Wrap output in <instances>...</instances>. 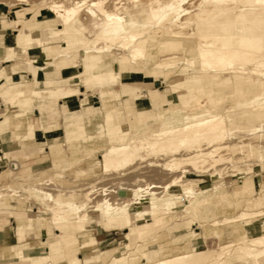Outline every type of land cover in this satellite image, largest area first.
<instances>
[{
    "label": "rangeland",
    "instance_id": "obj_1",
    "mask_svg": "<svg viewBox=\"0 0 264 264\" xmlns=\"http://www.w3.org/2000/svg\"><path fill=\"white\" fill-rule=\"evenodd\" d=\"M27 1L0 0V5L8 9L6 16L2 18L5 19L6 23L1 21L3 24L0 25V29L19 28V37L21 30L26 33H33L35 38L44 40L45 49L43 52L47 50L50 52L49 55L45 53V57L41 60L33 61L30 59L29 50L21 48V52H18L14 46L8 45L14 47L13 54H10L8 58L22 60L25 63V68L33 74V78L36 68L41 65L43 67L40 75L41 80H50L51 77L47 75L56 68L61 75L60 77H63L65 73L63 69L78 68L74 74H65L64 80L62 78L53 85L56 89L67 87L69 96L75 97V90H72V87L86 82L84 66L81 63L67 62L68 64H64L61 58L65 56L74 58L85 53L93 56L98 54L97 60L100 58L102 60L96 67V72L112 71L113 74L110 77L116 76V81L111 82L109 78H106L101 81L93 80L90 84L97 86L95 92H100L105 87L107 89L109 87L112 93L115 90L120 91L117 96L121 97V102H112L116 105L113 108L116 114L110 118L107 115V121L103 118V112L98 110L97 117L99 120H97L101 122L100 126H98L97 120L87 125L89 134L92 133L93 135L67 137V145H60L61 151L58 154L46 150L26 156L20 151V146L14 148L15 143L10 144V149H14L11 154H6L7 159H17L22 166L20 170L14 172L10 170L8 165L0 169V191L1 193L5 190L6 192L19 191L24 199L18 195L10 194L0 198V210L3 211H0V215L12 208L4 203L5 201L15 205L14 213L7 217L5 223L6 238L0 243L9 245L16 241L11 230L19 223H29L27 228L24 226L23 229L25 228L27 232L33 231L29 236L30 239L38 237L44 241L47 240V243L51 239L48 230L50 231L53 226L55 237L58 238V234L66 230L70 232L88 227L96 228L103 224L116 226L119 230L108 232V236L104 237L103 240L93 242L94 249L91 252L82 253L80 262L76 258L78 250L74 252L53 250L59 254H65L71 264H87L89 261H99L96 253L102 248H106L102 253L106 256L105 264H124L125 260H128L125 264H148L155 261L154 257L161 259L166 255L175 256L185 252L201 253L194 257L185 258L183 261L179 260L175 264H216L219 255L222 253L225 258H223L224 264H255L252 259H244L240 256L238 241L264 233V214L247 219L245 220L246 223L240 221L236 226H232L235 224H228L224 226L226 227L225 230H221L220 235L215 234V226L211 225V221L221 220L225 216H235L241 210L264 209V198L261 200L262 203H252L254 206L256 205V208L253 205L248 206V204L245 206V200L248 197L257 195V192L259 195H264V74L260 73L261 71L251 73V63L241 65L246 73L239 75L248 81L242 87L237 85V75L232 72V68L225 71H206L200 68L197 58H195V64H191L189 60L184 61L183 56L188 57V59L196 57V39L192 36L185 37L187 32L191 33L189 28H184V35L178 37L173 36L168 30L169 27L181 28V16L185 14L181 0H163V8L159 10L157 17L154 16L147 4L148 0H131V2L127 0L128 8L122 12L124 21H112L116 24V28L110 33L118 35L127 33L128 30L131 33H145L137 38L138 40L148 39L147 43H143L146 46L145 55L132 60L134 63L141 62L149 75L130 76L123 83L118 74L120 65L117 58L120 56V52L129 53L130 50H124L120 46V39H115L114 44L110 36L94 34L88 27L86 30L80 31L73 28L70 34L66 31L63 32V30L61 31L60 19L42 6L47 0L44 2H42L43 0ZM10 7L17 11L13 13ZM18 13L21 14L20 20L14 19ZM168 13L170 14L167 21L161 20V17ZM81 15L88 24L91 15L86 11V8H83ZM0 16L3 17V15ZM27 16H31L32 21L36 17L42 18L41 20H52L53 28L50 26L51 30L47 31L43 23L37 26L29 25L30 20L25 22ZM175 17L179 18L174 23ZM13 20L14 22L7 23ZM20 25L22 26L20 27ZM48 32L51 33L48 35ZM108 33L107 31L105 34L108 35ZM94 39L96 42L102 40L101 46L99 42L98 46L93 47L91 43H94ZM236 39L233 38L232 42L237 41ZM221 43L213 44L212 47L227 48ZM260 45L261 42L256 44L241 43L240 47L243 51L255 49L259 53L258 57L263 58L264 49L260 48ZM160 49L167 50L159 55ZM53 50L58 51L54 52ZM58 55L61 56L58 57ZM35 57L33 56V59L37 60ZM170 57H174V59L169 62ZM180 57L181 61H179ZM26 58L29 59V62ZM149 62L152 63L148 64ZM4 66L0 68V71L3 70ZM19 67L21 66L16 65L15 72L18 71ZM150 73H154L155 80L153 82H149ZM192 75H196L198 79L188 82ZM69 76L72 77L66 81L65 79ZM179 77H181V83L185 84V88L178 91V95H175L173 94L174 91L169 89L172 86V81ZM33 78L31 80L23 78L21 89H42L38 88L37 84L32 81ZM6 82L8 81L6 80ZM6 82L2 83L6 84ZM157 87L163 90L160 91V94L155 92ZM81 89L83 92L85 91L84 87ZM90 94H86L87 99H89ZM206 94L209 95V99L204 96ZM199 95L203 96L202 103L204 104L200 109L195 107V101L183 102L186 101L185 99L194 100ZM81 99H85V95ZM154 99L158 100L155 101ZM57 104L61 105L62 110H66V106H62L63 103L57 101ZM100 104L101 101L97 106ZM81 109L77 108L75 112L79 117L84 115L83 109ZM35 110L36 108L30 113H34ZM212 112L226 116L228 124V138L222 142L223 148L219 152L221 162L218 167L223 170L220 177L215 175L220 172L219 168H212L205 173L202 172L203 170L197 171L189 178L182 173L190 168L184 164L174 171H168L157 164L148 165L147 160L139 161L135 166H130L124 170L105 173L98 163L102 158V151L108 145L119 143V139L129 141L132 137L145 135L150 130H159L162 126L181 125L187 114L202 119L208 117ZM117 114L123 116L121 121L115 119ZM62 116L63 114L58 118L61 119ZM74 116L73 114L72 118ZM33 118L36 127H39L44 116L38 110L36 115L33 114ZM13 122L15 121L13 120ZM56 128L62 129V125L50 129ZM10 130L14 134L15 142L17 137L23 134L22 127L18 123H14L13 129ZM108 133L111 136L115 135V138H109ZM184 150L185 148H182V152H185ZM170 159L156 157L155 161L163 162L166 160L165 162H169ZM206 168H211V166H206ZM180 173L182 176L184 175L181 181L184 180L185 182H181V186H175L173 179ZM136 177L142 178L143 181L135 182ZM250 177L255 178L256 184L255 187L253 185L250 187V191H246V181ZM26 186L27 188H25ZM120 186H139L141 191L134 201L131 199L123 201L122 204H116L114 207L106 206L105 202L117 200V189ZM84 191H89L87 199H84ZM234 199L239 200L238 205H233ZM85 200H89V203L86 204ZM99 201L101 204L98 205ZM77 202L85 203L83 211V208H76ZM260 204L261 206H259ZM62 205L68 206L69 209L62 211ZM35 229L36 231H34ZM97 229H99L100 234L103 233L102 227ZM97 229L86 234L81 233L80 239L83 241L95 240L93 235L95 236ZM128 232H132L131 239L133 241L127 237ZM205 235L208 237L205 238ZM187 239L196 242L198 244L197 249L181 252L177 244H181ZM227 242L233 243L228 248L222 249L221 245ZM244 247L253 248L246 244ZM135 250L138 253H134ZM2 252L4 250L0 249V254ZM130 254H135V256H129ZM87 255L90 256L87 258Z\"/></svg>",
    "mask_w": 264,
    "mask_h": 264
},
{
    "label": "bare ground",
    "instance_id": "obj_2",
    "mask_svg": "<svg viewBox=\"0 0 264 264\" xmlns=\"http://www.w3.org/2000/svg\"><path fill=\"white\" fill-rule=\"evenodd\" d=\"M18 1L28 2L27 0H18ZM125 1H121V0H50L48 1L47 0L46 3L42 4V6H44L46 10H48L58 19H60L62 26L61 31L63 30V32L66 31L69 32L70 34L73 28L76 31H80V30H86L88 27L89 30L94 34L97 35L104 34L105 37L110 36L113 42L117 38L120 39L121 40L120 46H122L124 50H130L129 53L125 51L120 52L119 53L120 56L117 58V61L119 62L120 65V71L118 74L120 78L124 81L128 79L130 76L139 77L144 74L149 75L148 72H146L147 69H144L141 62L134 63L132 60L133 58L138 59V57L145 55L146 46L143 43H147L148 39H143V40L137 39L139 36L140 37L143 36L141 34H145V33L143 32L131 33L130 30H128L130 32L126 30L127 33H122L118 35H115L116 33L115 34H112V32L110 33L111 30L116 28V24L113 23L112 21H121V20H122L121 22L124 21L123 19L124 16L122 15V12L128 8L127 0ZM129 1L131 2V0ZM34 2L36 1L34 0ZM42 2H44V0ZM147 4L149 5L155 17L158 16L159 10L163 8V0H148ZM181 5H183V11H185V14L181 16V28L174 29V27H169L168 30L173 36L178 37L179 35L181 36L184 35L183 34L184 28L185 29L189 28V30H191V33L187 32L185 37L188 38L189 36H192L194 39H196V45H195V48L197 50L196 57L194 56V58L188 59V57L183 56L184 61L189 60L191 64H195L196 63L195 58H197L199 60L200 68L206 71L207 70L225 71L226 69L232 68L233 69L232 72L236 73L237 75L236 76L237 85L239 86H242L245 82H248L246 79L241 78V76L239 75L240 73H246V71L241 68V65L251 63L252 64L251 73H256L261 71L260 73L264 74V57L263 58L258 57L259 53H257L258 51L255 49L243 51L240 47L241 43L256 44L258 42H261V45L259 47L264 49V0H181ZM83 8H86V11L91 15V19L88 22V24L84 21V18L81 15ZM10 9L12 8L10 7ZM10 9L9 11L11 12ZM38 9L36 10V12L38 11ZM12 10L14 11L15 9ZM6 14L0 13V15H3V17L0 16V22L1 21L5 22L4 21L5 19L2 18H4ZM169 14L170 13L162 16L161 20L167 21ZM20 16L21 14L18 13L17 20L21 19ZM178 18L176 17L174 18V23L178 21ZM182 18H184V20H182ZM28 20H31V16H27L25 22H27ZM11 22H14V20L9 21L8 23ZM107 31L109 32L108 35L105 34ZM50 33L51 32H48V35ZM233 38H237L236 39L237 41H235L236 43L232 42ZM36 40L37 42H34ZM99 42L101 46L102 40ZM99 42H96V40L94 39V43L91 44L94 47V46H98ZM219 42H222L221 44L226 45L227 48L212 47L213 44ZM19 43L22 45V48L27 49V51L29 50L31 56V58L30 57L29 58L32 60H33V55L31 53L33 52V50L41 48V50L43 51L45 49V46H43L45 42L42 38L37 39L34 37L33 33H26L23 30H21L20 33ZM13 50L14 47L6 45L0 47V54L5 59L8 58L10 54H13L12 53ZM166 50L167 49H160L159 55L166 52ZM83 57L84 56L81 54L75 56L74 58H70V60H72L74 64H77L78 62L82 61ZM97 58L99 57H94L91 60L92 64L95 60H97ZM173 59L174 57H170L169 62L172 61ZM26 60L29 62V59L26 58ZM179 61H181V57ZM150 63L152 62H149L148 64ZM5 66H7V68L11 71L9 78V81L12 83L11 89L19 88L20 86H22L21 83L22 80L24 79H18V76H15V78L13 77L17 73L15 72V70L17 69L16 65L15 66L5 65ZM40 68L41 67L39 68L37 67L36 69H40ZM154 72L158 73L156 71ZM38 74L37 75L34 74V78H33V82L37 84L38 88H42L43 90H52L53 92L56 93L58 97L62 96L60 94V91L53 86L56 82L55 80L50 79L43 81L38 77ZM150 74H151L150 78L151 79L154 78V79L152 80L150 79L149 82H153V80H155V77L153 76L154 73H150ZM197 79L198 78L196 75H192V77L188 79V82H193L196 81ZM40 84H42V86H40ZM172 84L173 86L169 89L172 92L174 91L177 93V91H181L185 88L184 86L185 84L181 83V80L179 79L174 80ZM246 84H247L246 86H248V83ZM20 90L21 89L15 91L14 97H10L7 90L4 91L3 94L4 97L6 96L7 99L11 100V102H17V100L21 96V94L19 93ZM204 96H206L209 99V95L206 94ZM202 97L203 96L199 95L195 97L194 100H190L188 98L189 100L185 99L186 101L183 102L195 101V107L197 109H200L204 105L202 103L203 102ZM98 100H96L93 106H96L98 104ZM68 102L69 99L65 98V103ZM183 121L184 122L181 125H176L173 127L162 126V128L159 130H152V131L150 130V132L145 135L132 137L129 141H123L119 139V143L108 145L107 148L102 151L101 154L102 158L98 161V163L102 166L105 173L110 171L124 170L130 166H135L136 164H138L139 161L147 160L148 165L157 164L162 166L163 169H166L168 171H174L178 169L182 164H184L185 166L190 168H187L182 173L189 178H191V175L197 171L201 172L203 170L202 172L205 173L210 171L212 168H217V169L219 168L220 172L219 173L217 172V174L215 175L220 177L221 176L220 173L223 170L220 167H218V165L221 162V157L219 152L221 148H223L222 142L226 138H228L227 137L228 124H227L226 116L214 114L212 112L210 115H208V117H204L201 119L198 118V116L187 114L184 117ZM2 136L3 135L0 133V137ZM2 141L3 143L7 142L5 141L4 137H2ZM182 148H185L184 150L185 152H182ZM156 157H162V158L167 157L168 159L170 158L172 159H170L169 162H165L167 159L163 162H159V161H155ZM0 161H3L6 164H8L9 162L8 165L10 166V170L12 171L18 169L16 164H13L12 161L7 159L6 154H2V157H0ZM206 166H211V168L207 169ZM223 173H224L223 175H225V172ZM184 175L182 176V174L180 173L179 175L174 177L173 185L181 186V182H185L184 180L181 181V178L184 177ZM252 177H250L249 180L245 178L247 181L244 180L246 181V191L247 190L250 191V187L252 185L253 187H255L256 184V182L254 181L255 178ZM134 181L141 182L143 181V179L136 177ZM25 188H27V186ZM243 190L245 191V188ZM140 191L141 190L139 186L138 187L120 186L117 189V196H118L117 200H113L110 202L107 201L105 202V204H107L106 206L108 207H114L116 206V204H122L123 201L131 200V199H133L131 201H134L135 199H137L136 197L139 196ZM246 193L249 194V192ZM7 194L16 195V196L18 195L22 199H24V197L22 196L21 193H19V191L16 192L13 190L9 192H6L5 190L2 193L0 191V198H3ZM84 195H85L84 199H87V196L89 195V191L88 192L84 191ZM251 197L250 198L248 197L245 200L246 203L245 206H247V204L248 206L249 205L254 206V204L252 203L257 204V202H261V200H263L264 198V195L263 194L259 195V193L257 192V195L255 194L254 196ZM238 201L239 200L234 199L233 205H238L239 203ZM88 203L89 200L86 201V204ZM99 204H101L100 201L98 202V205ZM84 205L85 203L81 204V202H77L76 208L77 209L83 208L82 209L83 211ZM259 206H261V204ZM68 209L69 207L66 205L61 206L62 211H66ZM263 214H264V209L262 208L252 211L241 210L235 216H225L222 219L218 218L221 220H216L213 222L211 221V225L215 226L214 228L215 234L220 235L221 230L223 229L225 230L226 227L224 226L228 224L231 225L235 224L232 226H236V224H238V222L240 221L246 223L245 220ZM131 236H132V232H128L127 237L131 241H133V239H131ZM207 237L208 236H206L205 238ZM186 241H188V239ZM238 242H239L238 253L242 258L244 259L250 258L254 261L255 264H264V233L258 234L256 236L243 238ZM232 243L233 242L224 243L221 245V248L222 249L228 248ZM245 244L251 245L253 248L247 249L244 247ZM54 250H64L65 252H74L75 250H79L77 236H74L72 233L68 232L67 230L64 231L61 234L60 242L55 245ZM134 253H138V251L135 250ZM200 253L201 252H192V253L185 252V253H179L175 256L166 255L161 259H157L156 257H154L155 261L148 264H175L179 260L183 261L185 258L194 257ZM129 256L133 257L135 256V254L132 255L130 254ZM223 258L224 256L222 253L219 255L216 264H224L223 260L225 258L224 259ZM126 261L128 260H125L124 264L126 263Z\"/></svg>",
    "mask_w": 264,
    "mask_h": 264
},
{
    "label": "crops",
    "instance_id": "obj_3",
    "mask_svg": "<svg viewBox=\"0 0 264 264\" xmlns=\"http://www.w3.org/2000/svg\"><path fill=\"white\" fill-rule=\"evenodd\" d=\"M16 11L17 10H14L13 13H15ZM7 12H8V9L5 6L0 5V13L6 14ZM12 16L13 15L11 13V17ZM15 16L16 17L14 19H17L18 15L16 14ZM41 19H38L36 17L35 20L33 21L31 19L30 20L31 22H29L28 24L37 26V25H42L43 23L46 27V30H51L50 26H52L53 28L52 20L50 21L49 19H43V20ZM0 25H1V22H0ZM21 26L22 25H20V27ZM6 45L7 46L12 45L17 49L18 52H21L22 46H19L20 45L19 28L12 27L10 29H2V28L0 29V46H6ZM53 51L55 52L58 50H53ZM49 52H50L49 50H47L46 52H43L41 49L33 50L31 54L37 57V60L33 59V61L41 60L43 57H45L44 54L47 53V55H49ZM83 55L85 56L83 57L82 61L78 63H81L84 66V69H85L84 76H85V79L87 78L86 82L81 83V84H76L75 87H72V90L73 89L75 90L74 92L75 97L69 96V92L67 91L68 89H66L67 87H64L62 89L57 88L60 91V94L62 95L58 97L56 93L53 92L52 90H43V89H37V88L36 89H21V87L14 88L11 90L12 83L9 81L11 71L7 68V66H4V65H20L21 66L18 69L17 73L13 76L14 78L15 76H18V79H23L24 77L25 79L31 80L33 78V74L29 72L27 68H25V63L22 62V60L12 59V58L4 59L3 56L0 54V68L4 66L3 70L0 71V83L6 82V80L8 81L6 82V84L5 83L0 84V133L3 135L2 137L5 138V141H7L6 143H3L2 137H0V157H2V154H7V153L11 154L12 150L19 146L21 149L20 151L25 153L26 156L32 153H35V152H40V153L45 152L46 150H49L53 154H58L59 151H61L60 145H64V146L67 145L66 144L67 137L78 136V135H85V136L93 135L92 133L89 134L90 131H88L87 125L90 122L92 123L98 119L97 110H99L101 113L103 112L104 120H106L108 116L110 118L112 115L116 114L113 111V108L116 105L113 104L112 102L113 101H117L118 103L121 102L120 101L121 97L117 96L120 91L115 90L112 93L109 87L108 89L105 87L102 91L95 92L97 90L96 89L97 86L90 84V82L93 80L101 81L106 78H109L111 82H115L116 77L115 76L114 78L110 77L113 74L112 71H97L96 72V67L98 66L100 60L102 59L100 58L99 60H95L93 64L91 60L94 57H99L98 54H95L93 56L88 53H85ZM60 56L61 55H58V57ZM61 59L62 61H64L63 62L64 64H66L67 62L73 63L72 60H70V58L68 57L61 58ZM46 62H49V61H46ZM40 66H38V68ZM41 68L37 69L34 72V74L36 75L40 73L38 74V77L40 79H41L40 75H41V71L43 70V67L41 66ZM56 69H53V71L49 73L47 76L51 77L52 80L60 81V79L62 78L64 80L65 74L72 75L75 73V70H77L78 68L69 67V68L63 69V71L65 72L63 77H60L61 75L59 71ZM71 77L72 76H69L65 80H70L69 78ZM76 78H78V76H76ZM177 79L181 80V77ZM43 81H46V80H43ZM70 86H73V85H70ZM81 87L85 88L84 92L82 91ZM18 89H21L19 92L21 96L19 97L17 102H11V100L7 99L6 96L4 97V94H3L4 91L7 90L9 93V96L14 97L15 91H17ZM160 91H163V90L158 89V87L155 90V92H157L158 94H160ZM88 93H91L89 95L90 96L89 99H87L88 97L86 96V94ZM173 94L178 95L176 92H174ZM83 95H85V99H81ZM65 98L69 99L68 103H65ZM96 100H98V104H99V101H101V104L99 106L97 105L93 106ZM57 101H59L61 104L63 103L62 106L64 107L66 106V110H62L61 105L60 104L58 105ZM83 101H85L86 103H81ZM35 108H36L35 112L30 113ZM77 108L83 109V114H84L83 116L79 117L78 114H75V112L77 111L76 110ZM38 110L44 116V119L43 121H41L40 126L36 127L33 114L36 115ZM62 114H63L62 118L59 119L58 116ZM73 114L75 116L72 118ZM8 117H10L9 120H7ZM27 117L30 119H28ZM117 117L115 119H117L118 121H121L123 116L117 114ZM143 118L144 117L142 115V119ZM13 120L15 122H13ZM14 123H18L21 125L22 133H23V134H20L21 136L17 137L16 142L14 141L13 132L10 130L11 128L13 129ZM100 123L101 122L99 121L97 122L98 126H100ZM57 125H62V129H59V128L50 129L51 127H54ZM108 137L115 138V135L111 136V134L108 133ZM12 143H15V146L14 148L10 149ZM10 161H12L13 164H16L18 169H16L15 171H18L21 169L22 165L20 161H18L17 159H13V158H11ZM5 165H8V164L4 163L3 161H0V169H2ZM4 203L8 204L12 208H10L5 214L0 215V242L4 241L6 238L7 231L5 230L6 229L5 223L7 222L6 221L7 217L12 216V214L14 213V206H15L14 204L8 203L7 201H5ZM2 224H4L5 226H3ZM27 225H29V223H19L15 227H13L11 231L16 240L14 243L9 244V245L6 243H0V249L4 250V252L0 254V264H71L68 261L67 256H65V254L63 253L59 254V252H55L53 250L55 248V245L60 242L61 234L63 232L58 234V238H56L55 233L53 231L54 226L51 227L50 231L48 230V234L51 235V239L47 243V240L44 241V239L42 240V238H38V237H35L34 239H30L29 236H31L33 231L27 232L25 228L23 229L24 226H26L27 228ZM98 227H102L104 229V230L102 229L103 231L102 234H100L99 232V229L101 228L97 229ZM98 227L96 228L88 227V228H83V229H77L76 231H70V233L75 234L78 238L79 250L76 253L77 254L76 258L79 260V262L81 260L80 255L82 253H88V252H91L92 249H94L93 244H92L93 242L103 240L104 237L108 236L107 235L108 232L119 230L116 226H107L103 224ZM95 229H97L95 236L93 235V238H95V240L83 241L80 239L81 233L86 234ZM34 231H36V229ZM177 245H178L177 247L181 249V252H184L190 249L196 250L197 249L196 246L198 244L196 242H191V240H188V241L182 242L181 244H177ZM105 250L106 248H102V250L96 253L98 255L99 261H93L96 263L89 261L87 264H98L101 262L105 264L106 256L102 254L103 251ZM89 256L90 255H87L86 257L88 258ZM82 264H85V263H82Z\"/></svg>",
    "mask_w": 264,
    "mask_h": 264
}]
</instances>
